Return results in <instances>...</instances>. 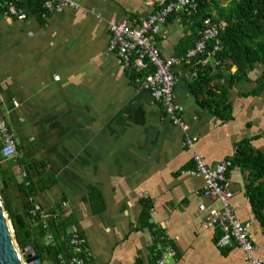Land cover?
Here are the masks:
<instances>
[{"label": "crops", "instance_id": "crops-1", "mask_svg": "<svg viewBox=\"0 0 264 264\" xmlns=\"http://www.w3.org/2000/svg\"><path fill=\"white\" fill-rule=\"evenodd\" d=\"M161 3L79 0L76 9L45 19L40 8L21 0L25 20L0 14V113L17 151L6 160L12 174L0 177L1 204L13 218L29 203L54 216L49 221L66 219L67 236L86 240L90 264H156L161 257L166 264H251L238 247L219 249L218 232L203 228L198 207L210 203L202 197V178L190 172L194 154L214 169L231 160L241 142L264 153V90L253 94L252 81L230 85L220 67L209 85L223 86L228 107L215 113L200 104L209 93L190 88L196 75L191 60L177 62L174 99L197 138L187 149L181 130L107 51L109 22L135 27ZM198 34L193 22L173 15L155 45L162 57L179 60ZM217 92L211 105L218 103ZM16 158L36 164L27 172L29 192ZM248 174L232 167L227 177L238 221L255 246L252 256L264 264V228L245 196ZM41 181L51 185L43 188ZM158 235L174 255L155 250Z\"/></svg>", "mask_w": 264, "mask_h": 264}, {"label": "built area", "instance_id": "built-area-1", "mask_svg": "<svg viewBox=\"0 0 264 264\" xmlns=\"http://www.w3.org/2000/svg\"><path fill=\"white\" fill-rule=\"evenodd\" d=\"M43 10V17L61 13L66 9H76L79 0H35ZM198 0H175L170 3H161L157 10L146 19L140 18L135 27L124 23L109 22L108 30L110 39L107 46L109 53L117 55L126 69L134 73L135 84L149 92L153 102L157 103L174 126L183 134V145L192 149L197 138L189 133V127L183 119V108L174 99L175 77L173 66L179 61H189L206 51L209 42H213L210 55L219 51L217 41L218 28L210 26L208 20L204 21V29L195 42L194 47L188 50L182 58H164L155 45V38L161 27L173 16L191 18L197 12ZM0 14L17 20H25L26 13L18 5V0H0ZM209 57V56H208ZM203 64L209 63V58ZM15 107V103H11ZM0 154L2 159L14 158L17 154L16 145L8 128L7 122L0 113ZM194 169L190 172L193 176L202 178V197L210 204L201 205L198 211L205 215L203 228L216 230L218 237L216 245L219 249L240 248L251 264H263L261 259L252 256L255 246L250 240L248 226L242 225L236 216L234 206V192L230 187L227 177L231 167V160L219 163L214 169L204 165L200 155H193ZM32 216L39 219L42 226H48L49 216L39 207H34ZM69 244L75 252L65 258L58 255V264H89L90 258L86 250V240L76 234H71ZM166 253L174 255L172 249L167 248ZM156 264H166L163 257Z\"/></svg>", "mask_w": 264, "mask_h": 264}, {"label": "trees", "instance_id": "trees-1", "mask_svg": "<svg viewBox=\"0 0 264 264\" xmlns=\"http://www.w3.org/2000/svg\"><path fill=\"white\" fill-rule=\"evenodd\" d=\"M173 1L175 0H164V3ZM18 2L20 3L21 0ZM27 3L42 10L41 5L35 0H27ZM178 17L193 22L199 33L197 40L204 29L205 20H208L210 26L219 29L217 35L219 51L210 55L213 42H209L205 53L191 60L196 75L190 88L194 90L204 88V91L209 93L208 97L211 101L212 95L216 90L219 91L215 95L217 98L213 99V101L219 99V104L211 105L210 100H205L200 103L202 106L213 107L215 113H218L220 109L226 113L228 104L221 95L224 92L223 86L209 85L211 73L214 74V70L219 71L220 67H223L221 69H223L225 79L230 85L252 81L254 83L253 94L264 90V0H198L196 14L191 18ZM208 56L213 61L212 65L215 63L213 66L215 69H212L209 63L203 64V60ZM257 70H260L259 74H257ZM14 165L24 172V189L29 192L32 190V182L27 172L35 169L36 164L16 158ZM12 166L13 164H6V159H2L0 154V177L2 180L8 174H12ZM232 167H240L248 171L245 196L254 216L264 228V153L252 149L248 141L241 142L237 145L235 156L231 159L230 168ZM42 170L43 168H41L40 174L43 173ZM41 184H43V188L51 185V183L45 185L43 181ZM0 199L2 202V197ZM2 205L12 225L16 245L20 250L33 246L39 258V264H42L46 259L51 261V264H58L57 257L60 254L65 258L82 254L75 252L69 244L70 235L67 236L65 233L69 226L66 219L51 220L49 225L44 228L39 219L31 215L33 209L31 204L26 203L23 214L16 218L8 214L4 204ZM49 237L50 240H47ZM161 237L163 236H156V251L160 247L161 250L166 249V240L164 237L161 240Z\"/></svg>", "mask_w": 264, "mask_h": 264}, {"label": "water", "instance_id": "water-1", "mask_svg": "<svg viewBox=\"0 0 264 264\" xmlns=\"http://www.w3.org/2000/svg\"><path fill=\"white\" fill-rule=\"evenodd\" d=\"M7 222L11 232H9ZM11 233H13L12 225L0 201V264H39V258L33 246L19 250ZM22 254L25 256V261H23Z\"/></svg>", "mask_w": 264, "mask_h": 264}, {"label": "rangeland", "instance_id": "rangeland-1", "mask_svg": "<svg viewBox=\"0 0 264 264\" xmlns=\"http://www.w3.org/2000/svg\"><path fill=\"white\" fill-rule=\"evenodd\" d=\"M5 214H6V212H5ZM7 216V215H6ZM7 219H8V217H7ZM10 222V221H9ZM11 234H13V233H11ZM13 239H14V237H13ZM17 246V245H16ZM17 248H18V246H17ZM19 249V248H18ZM20 250V249H19ZM22 258H23V261H25V256L22 254Z\"/></svg>", "mask_w": 264, "mask_h": 264}, {"label": "bare ground", "instance_id": "bare-ground-1", "mask_svg": "<svg viewBox=\"0 0 264 264\" xmlns=\"http://www.w3.org/2000/svg\"><path fill=\"white\" fill-rule=\"evenodd\" d=\"M7 225H8V222H7ZM8 228H9V232H11V228H10V226L8 225Z\"/></svg>", "mask_w": 264, "mask_h": 264}]
</instances>
